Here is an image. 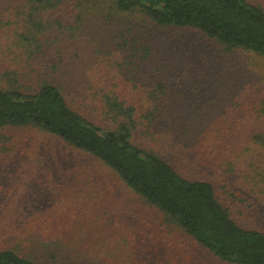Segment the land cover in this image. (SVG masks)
<instances>
[{
    "label": "trees",
    "instance_id": "1",
    "mask_svg": "<svg viewBox=\"0 0 264 264\" xmlns=\"http://www.w3.org/2000/svg\"><path fill=\"white\" fill-rule=\"evenodd\" d=\"M188 29L264 58V0H0V156L22 154L10 128H35L219 260L264 264V92L209 85L167 35ZM30 227L0 221V264H98Z\"/></svg>",
    "mask_w": 264,
    "mask_h": 264
},
{
    "label": "rangeland",
    "instance_id": "2",
    "mask_svg": "<svg viewBox=\"0 0 264 264\" xmlns=\"http://www.w3.org/2000/svg\"><path fill=\"white\" fill-rule=\"evenodd\" d=\"M167 35L178 38L188 59L197 58L207 73L216 76L207 79L209 85H221L244 98L249 92H264L263 57L226 52L195 29L172 30ZM9 131L21 141L22 154L0 156L1 224L25 218L34 225L26 230L30 237L90 257L92 263L232 264L161 224L138 194L84 152L68 151L62 142L35 128ZM256 220L240 219L245 226ZM260 220L264 224V218ZM135 251H141L136 261L118 257L135 258L131 255Z\"/></svg>",
    "mask_w": 264,
    "mask_h": 264
}]
</instances>
